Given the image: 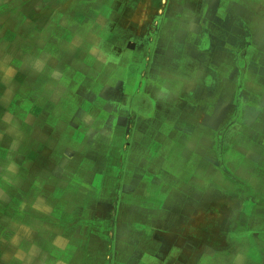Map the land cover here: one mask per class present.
<instances>
[{"label":"crops","instance_id":"0c3cea01","mask_svg":"<svg viewBox=\"0 0 264 264\" xmlns=\"http://www.w3.org/2000/svg\"><path fill=\"white\" fill-rule=\"evenodd\" d=\"M0 264H264V0H0Z\"/></svg>","mask_w":264,"mask_h":264},{"label":"flooded vegetation","instance_id":"af4514ba","mask_svg":"<svg viewBox=\"0 0 264 264\" xmlns=\"http://www.w3.org/2000/svg\"><path fill=\"white\" fill-rule=\"evenodd\" d=\"M246 50V49H245ZM244 50L242 51L241 57H240V62L243 63V58H244ZM235 121V120H234Z\"/></svg>","mask_w":264,"mask_h":264},{"label":"rangeland","instance_id":"374dc122","mask_svg":"<svg viewBox=\"0 0 264 264\" xmlns=\"http://www.w3.org/2000/svg\"><path fill=\"white\" fill-rule=\"evenodd\" d=\"M222 172L224 173V171H222ZM233 189H235V185H234ZM247 189L251 191V187H249ZM253 189H255V187Z\"/></svg>","mask_w":264,"mask_h":264}]
</instances>
